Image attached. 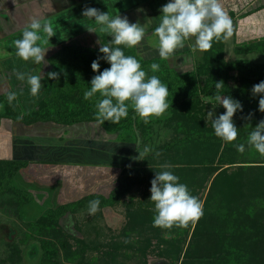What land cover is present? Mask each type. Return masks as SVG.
I'll use <instances>...</instances> for the list:
<instances>
[{
    "label": "trees",
    "instance_id": "obj_1",
    "mask_svg": "<svg viewBox=\"0 0 264 264\" xmlns=\"http://www.w3.org/2000/svg\"><path fill=\"white\" fill-rule=\"evenodd\" d=\"M95 27L96 26H94L93 29H95ZM99 34L102 44L110 43L111 37L108 36V34L103 32H99ZM78 36L79 34L71 36L55 45L56 50L53 55H50L52 56L51 64L53 65L51 72L56 71L63 75H59L58 80L50 79L45 83L46 98L39 103L37 108L32 111H27V108L22 104L21 98H19L18 95L17 99L9 104L7 95L5 94L4 96H0V103L5 102L4 111H0V121L3 118H9L16 123L28 125L50 122L73 125L97 121L95 118L97 111L96 102L101 99V97L99 93H97L92 99L85 100L84 92L90 89L93 76L99 74L98 72H93L91 64L103 54L99 52L100 47L86 45L85 43L75 40ZM260 42L261 41L249 43L237 48L236 52L243 54V56L228 59L224 52L225 41L217 42L213 40L212 48L209 51L203 52L202 56H198L199 51L193 54L194 65L187 70L184 68L178 69L172 67L169 59L162 60L158 54L147 57L144 55L145 52L138 46L128 48L127 46L120 45L119 47L122 48L125 55L136 57L141 63L142 69L146 71L149 77L156 75L163 84L168 86L169 96L167 97V103L170 106L165 113H171V117L174 118L173 120L175 121L190 120V118H193L196 114L204 113L196 112L197 110L202 111L206 107L205 104L201 102L200 96L214 95L216 93L215 82L222 80L225 86L221 89L220 94L225 93L227 96H231L241 102L243 110L237 111L233 118L234 120L241 121L242 135H249L250 132L246 131L247 125L244 123L249 113H252L251 119H256L258 123L264 120V113L248 112L252 106L249 101H252L257 111L259 110L260 95L249 96L243 93V89L244 91L247 90L246 87L252 89L253 85L264 81V63L255 62L251 58L246 57V54H251L252 52H262L264 54V50L259 51L256 49L257 44ZM113 47H115V45H113ZM152 63H158L160 65V70L158 72L153 73L151 71L150 65ZM109 67V63L103 59L100 60L101 72ZM233 71L237 72V74H233ZM199 77H204L202 88H200L198 81ZM47 79L49 78L47 77ZM236 81L239 82V85L233 87L231 83ZM63 85L66 86L65 91H63ZM10 91L15 92L13 88H11ZM18 116H23V118L17 119ZM197 119L198 118H193L195 124ZM149 120L151 122L152 117H150ZM101 125L108 133L117 135L115 141H132L137 143L136 138H134L136 136V129H139L143 136H146L151 131V126H146L131 106H129L127 117L122 118L119 123L105 122ZM129 135L132 137H129ZM178 136L179 135L175 137L174 142L166 144L164 148H161V151L165 158L167 157L168 159L171 149H174V153L171 154L174 156L173 158L179 157L181 161L186 163L185 166H183L184 175H180L179 168L170 169V171L173 174H178L182 180L187 181L191 180L189 178L191 174L190 176L193 178V182H199L197 187H200L202 183H200L201 181L196 179L195 176V172L200 171L198 168L199 166L196 167L191 162L192 159L194 160V156L198 157V153L196 149L194 151V147L189 144V141L181 140ZM134 151H137V147ZM143 161L145 160L141 159V161H138L136 159L134 162L122 165L120 177L117 179V181L119 180V186L111 193L112 195H115L117 192L120 197L137 183H144L146 181L148 173L151 171H149L148 167H145L144 163L146 161ZM28 164L29 161L23 159H0V196L2 197L5 194H10L11 197L8 198V200L16 203L15 208H20L31 200L30 194L14 185L16 173ZM185 167H187V172L185 171ZM246 167L250 168L249 170L254 173L253 177L256 178L253 180L248 174L243 175V171L241 174H238L240 175L238 178L235 176L233 177L235 182L232 187L230 175L225 172H217V167L214 169L207 168L210 175L217 172L211 180L208 191V204L206 206L207 218H203V216L199 219L186 248L185 243L187 236L180 240H169L171 246L173 243V250L169 248V251L165 254L168 256L170 251L174 253L175 255H172L174 257V262L181 259V264H255L256 260L260 258L264 259V212L260 213L258 218L249 219L247 216L245 217L241 211L235 213L234 209V204L239 205V199L243 201V197L244 203H246V205L243 203L244 206L246 208L248 207L247 209H249V211L252 209L255 213L257 203L261 199H264V162L247 165ZM151 169L152 172L160 171L156 168ZM192 171L194 172L192 173ZM185 182L186 181H184V184ZM193 184L195 185L196 183ZM193 184L188 185L189 189H194V192L197 193L196 187ZM99 195L103 196L101 193H93L73 202L71 201L53 206L46 209L44 214L34 221L36 222L35 225L37 226L38 232L44 236H49V238H44L46 241L43 243L46 259L52 261L58 253V240L55 241L54 239L60 237L59 233H61V230L57 232L59 236L56 233H52L51 230L55 227H57L56 230L60 228L56 226L60 218L68 211L75 210L78 206L87 201L86 199L93 197L99 199ZM220 195H222L221 198L219 197ZM227 198L228 205H224L223 202L227 201ZM214 203L224 208V213L220 211L223 214L222 217L218 215L214 217L215 213L212 212L216 211V214H219L220 212L218 210L212 208L208 209V206H212ZM138 212L137 216L141 217V221H144L147 214ZM157 229L160 231V228ZM146 230H148V228ZM151 230L153 231L152 226ZM139 242L140 239L139 241L137 239V241L135 240L133 242L129 236H125L124 243L127 244V246ZM67 244L68 243H66L65 249L67 256H81L82 259L85 258L79 251L72 250L70 247L67 248ZM64 245L63 243V246ZM137 248L140 249L141 246Z\"/></svg>",
    "mask_w": 264,
    "mask_h": 264
},
{
    "label": "rangeland",
    "instance_id": "obj_2",
    "mask_svg": "<svg viewBox=\"0 0 264 264\" xmlns=\"http://www.w3.org/2000/svg\"><path fill=\"white\" fill-rule=\"evenodd\" d=\"M44 6L48 5L45 4ZM59 6L63 7V5ZM251 7L255 8L256 4H252ZM56 9L57 7L55 5H51L49 9L47 8L46 12H43V14L50 11L52 12ZM94 24L95 23L92 25ZM256 27L257 24H255V28ZM96 29L97 33L89 32L87 29L82 31L80 34L78 33L79 36L75 40L85 43L86 45L101 47L99 27ZM150 41H152V45H158L157 37L151 38ZM256 49L259 51L264 50V40H261V42L257 44ZM49 52H51L53 55L55 49L52 47ZM202 55L203 52L199 51L198 56ZM242 56L243 54H239L233 50V43L230 42L227 47L226 57L230 59ZM51 57L52 56H45V60L48 63L42 64V67L39 71L38 69L35 70L34 67L33 71L30 73L33 75L42 73V75L45 77L41 81L43 85H45V83L50 80L47 79V73L51 72L53 68V65L51 64ZM246 57L251 58L255 62L257 61L264 63V54L262 52H252L251 54H246ZM233 74L236 75L237 72L233 71ZM59 75L63 74L59 73ZM198 81L200 88H202L204 84V77H199ZM231 84L233 87H236L239 85V82L236 81L232 82ZM65 87V85L62 86L63 91H65ZM246 89L248 91L245 90V92L243 89V93L252 96L251 89H249V87H246ZM220 95L226 94L221 93ZM44 98H46L45 86L41 88L37 97H31L29 100H26L27 102L24 103L22 101V104L25 106V108H27V111H32L37 108L39 103L42 102ZM201 102L203 101L201 100ZM249 102L252 106L248 112H260L259 110L257 111L256 106L253 105L252 101ZM213 103H215V101H213ZM205 106L206 107L202 111H196L204 112L202 114H196L193 117L194 119H199H197L196 124L193 118H190V120L175 121L173 120L174 118L171 117V113H164L161 117H152V121L146 124V126H151V131L146 136H143L140 130L136 129V136L134 138H136L137 143L135 142V147H132V149L127 151L131 153L134 149L136 150L137 147L136 159L138 161H141V159L146 161H143L145 162L144 165L145 167L149 168V171H151L148 173L146 181L144 183H137L130 190L124 192L120 197L118 196L117 192L115 195L111 194L119 186V180L115 182L108 181L107 185L103 188L104 193L100 192L103 194V196L99 195V210L94 215L89 214L88 207L90 201L97 200L95 197L86 199L87 201L78 207L76 206L77 208L75 210L68 211L65 215H63L56 225L60 228L56 230L57 227H55L51 230L52 233L56 234L58 230H61V233H59L60 237H57L58 239H54L55 241L58 240V253L52 261L45 258V249L43 247V243L46 241L44 238H49V236L40 234L37 230V226L35 225L36 222H34L44 214L45 209L39 211V208H35V206L32 205V211L30 210L29 213L23 212L21 207L15 208L16 203L8 200V198L11 197L10 194H5L2 197L0 196V264H181V259L174 262V257L172 255L175 254L171 253V251L169 252L168 256L165 254L169 251V248L173 250V243L171 246L169 240H180L181 238L184 239L187 236L185 243L186 248L192 237L193 230L195 229L199 220L190 222L186 228H178L174 226L170 230L160 228L159 231L156 227H153V218L156 213L154 210V203L150 200V188L151 180L154 178V174H156V172H152L151 168H156L161 171L162 169L160 166L162 164H169L171 165L170 169L179 168V173H181L180 175L183 176V166L186 164L185 162L181 161L179 157L173 158L174 156L171 154L174 153V149H171L170 157H168V159L167 157L165 158L161 148H164L166 144L174 142L175 137L179 135L178 137L181 140L189 141V144L193 145L194 151L196 149L198 157L194 156V160L192 159L191 162L196 167L199 166L198 168L200 171L195 172V176L196 179L201 181L200 183H202V185H200V187L198 186V188L197 185L199 182H193V178L190 176L191 174L189 175V178L191 179L190 181L182 180L176 173L174 175L179 177L180 183L184 184V181H186L185 185H187L188 189V185L196 183L193 185L196 187L197 193L194 192V189H189V192L191 195L198 197L203 203V218H207L206 206L208 204V191L211 185V180L215 174H217V172H225L230 175L232 187L235 182L233 177L235 176L238 178V176H240L238 174H241L243 171V175L248 174L253 180L256 178L253 177L254 173L249 170L250 168L246 167L247 165L264 162V156L258 153L253 147L248 145L247 138L249 135H242L243 131H241V121L234 120L233 118V122L238 129V137L235 141L225 142L221 138L217 137L215 135L214 129L211 126L212 121L208 119L207 113L210 111L214 112L212 119H216L226 110L220 105H217L214 109L213 105L210 103L205 104ZM244 123L247 125V132H251L258 124L256 119L248 118L244 120ZM47 124V126L42 127L43 129L40 130V128H38L37 130L35 129V131H37L39 134L42 133L41 135L45 137L51 135L49 132H54L53 134L56 136L63 135V140L67 138L68 143L73 144L68 148H65L63 153L57 155V158L60 160L69 162L90 158L94 161H96L97 158L99 160H110L108 157L100 159L99 154L92 151V146H98L102 143H106L107 145L105 146L109 147V150L118 151L115 149V147H117L116 141L113 144H108L111 141H105L115 140L117 135L108 133L97 121L83 122L73 125H63L51 122ZM129 137L132 136L129 135ZM36 138L39 139V136H36L35 139ZM238 144H244L245 150L243 153L237 151L235 145ZM75 145L83 147L82 150L78 148V146L77 148L71 147ZM60 146L66 145L61 144ZM145 149H148V151L145 152ZM35 150H37L36 147H34V151ZM61 150L63 149L61 148ZM16 151H20V148H16L15 155H17ZM37 153L38 152L36 151L34 154ZM157 153H159L158 156L156 155ZM113 158L111 162H113V160L115 162L127 164L129 162L126 157H123L121 160H118L117 157L114 159ZM215 167L218 168L217 172L213 173V175H210L208 169H214ZM30 171L31 173H35V170L33 169ZM185 171H188L187 167H185ZM193 172L194 171H192V173ZM108 173L109 172H107V174ZM110 173L112 174V171H110ZM18 176H20V179H23L24 183H18L16 179ZM30 181L31 179L29 177L27 178L18 172L14 178V185L18 188H20V185H22L20 189L24 191L23 187H25L27 182L30 185ZM28 184L26 186H29ZM100 193L96 192V194ZM73 197L74 196L70 198ZM219 197L221 198L222 195ZM242 199L243 201L239 199V205L234 204L235 213L241 211L245 217L247 216L249 219H254L255 217L258 218L260 216L259 214L264 212V199H261L257 203L255 207V213L252 209L249 211V209H247L248 207L246 208L244 206L246 203H244L245 201L243 197ZM223 204L228 205V198L227 201L223 202ZM46 205V208L52 207L50 203ZM217 206L218 204L214 203L212 206H208V209L212 208L224 213V208L221 205L218 207ZM138 211L140 213L147 214L144 221H141V217L137 216ZM212 213H215L214 217L217 215L222 217L223 215L221 212L216 214V211H213ZM151 226L153 231L151 230ZM147 228L148 230H146ZM127 235L131 240H133V242L135 240L137 241V239L139 241L140 239V244L137 243L127 246V244L124 243L125 236L128 237ZM63 243L65 244L64 246ZM66 243H68L67 248L70 247L72 250L79 251L82 256H85V258L82 259L81 256H67V252L65 250ZM138 246H141V248L138 249ZM255 264H264V259L260 258L256 260Z\"/></svg>",
    "mask_w": 264,
    "mask_h": 264
},
{
    "label": "clouds",
    "instance_id": "obj_3",
    "mask_svg": "<svg viewBox=\"0 0 264 264\" xmlns=\"http://www.w3.org/2000/svg\"><path fill=\"white\" fill-rule=\"evenodd\" d=\"M66 2V0H62ZM159 24L153 31V36L158 38V52L162 60L170 59L176 50L183 49L185 42L195 38L191 44V51L206 52L212 48L213 40L228 41L233 36V21L224 10L220 0H170L160 9ZM82 16L94 20L99 26V31L111 37L110 43L101 44L99 52L103 55L91 64L93 72L98 75L91 79V87L84 92V99L90 100L99 93L101 99L96 102L95 118L98 123H119L126 118L129 106L143 120L150 122V117H161L169 108L167 97L169 88L163 84L158 76H148L142 69L139 60L131 55H125L120 45L133 48L140 44L145 37V27L139 22L130 23L127 16H111L109 12H102L97 8L85 7ZM89 32L96 29L87 28ZM56 32L51 21L32 18L31 22L22 30V38L13 43L15 55L27 62L34 64H47L45 60L48 47L43 44L50 42ZM42 42V43H38ZM115 45V47H113ZM7 57L9 53L0 52ZM110 64L109 68L100 71V60ZM153 73L160 70L158 63L150 65ZM49 79L58 80L59 73L48 72ZM16 78L26 82L30 94L37 97L44 86L41 81L45 78L42 73H16ZM224 82H215L216 93L211 96L201 95L200 99L205 104L222 106L226 111L218 118L212 119L214 112H208L207 117L212 121L215 135L225 142H233L238 137V129L233 122L237 111H242L240 101L231 96L220 95ZM252 95H260L259 111L264 113V81L253 85ZM22 94V93H21ZM7 100L11 104L17 99V92L7 91ZM215 101V103H213ZM130 102V103H126ZM249 113L248 119H251ZM18 116L17 119H22ZM247 143L258 153L264 156V120H261L250 132ZM238 152L243 153L244 144L235 145ZM148 149H145L147 152ZM141 155V153H140ZM157 156L159 153L156 154ZM161 171L156 172L151 180L150 200L154 203L156 215L153 218V227L172 229L188 227L190 222H195L203 216V203L198 197L190 194L187 185L179 182V177L170 170L171 165L162 164ZM100 201L89 202L88 212L94 215L99 210Z\"/></svg>",
    "mask_w": 264,
    "mask_h": 264
},
{
    "label": "crops",
    "instance_id": "obj_4",
    "mask_svg": "<svg viewBox=\"0 0 264 264\" xmlns=\"http://www.w3.org/2000/svg\"><path fill=\"white\" fill-rule=\"evenodd\" d=\"M168 2L170 0H66V2H62V0H0V52L9 53L7 57L0 55V96L5 95L13 88L23 103L33 97L30 94L29 86L26 82L18 80L16 73H31L34 67L39 71L42 65L34 64L31 60L25 62L17 57L13 43L16 39L22 38V30L31 22L32 18L41 21L47 19L53 24L56 35L50 38L49 43L43 44L45 48L48 47L46 52L48 57L51 55L49 50L52 47L56 50L55 45L58 42L80 34L91 26H93L91 28L96 26L95 29L99 27L96 24L92 25L95 23L94 20L90 21L82 16L85 7L97 8L102 12L108 11L113 17L116 15L127 16L130 23L139 22L142 24L146 30L145 37L137 46L145 52V56L150 57L151 54L152 56L159 55L158 45H152L150 40L155 37L152 33L159 24L158 18L162 14L160 9ZM220 2L232 19L234 30L233 36L225 42V54L230 42L233 43V50L236 52V49L243 45L264 40V0H220ZM45 4L48 6H44ZM252 4H256V7L252 8ZM51 5H55L57 9L43 14ZM59 5H63V7ZM255 24H257L256 28ZM194 42L195 38H190L185 42L183 49L175 51L169 59L172 67L185 70L193 67V54L197 52L193 53L190 45ZM4 103H0L1 112L4 111ZM47 125V123L29 125L16 123L9 118H3L0 121V159L29 161V164L19 171L20 174L31 179V184L29 185L27 182L23 187L31 197V200L26 203L27 205L24 204L25 206L21 207L23 212L32 211V205L39 208V211L46 210L51 208H46L48 203L53 207L96 192L104 193L103 188L107 182L117 181L122 171V165L127 164L114 160L111 162L112 158L117 157L118 160H121L126 157L129 160L128 163L134 162L136 159V151L133 150L131 153L127 151L135 147L134 142L116 141L115 149L118 151L109 150V147L105 146L106 143L92 146V151L98 153L100 159L108 157L110 160H99L98 158L96 161L91 158L75 162L60 160L57 155L63 153L65 148L73 144L68 143L67 138L63 140V135L56 136L53 134L54 132H49L51 135L45 137L41 135L42 133L39 134L35 131V129L40 128L41 130L43 126ZM36 136H39V139H35ZM105 141H111L108 144L115 142V140ZM61 144L66 146H60ZM77 146L71 147L77 148ZM17 147L20 148V151H16L18 156L15 155ZM34 147L37 150L34 151ZM78 148L82 150L83 147L78 146ZM36 151L38 153L34 154ZM32 169L35 170V173H31ZM107 172L109 173L107 174ZM16 179L19 184L24 183L20 176ZM27 184L29 186H26ZM21 187L22 185H20ZM72 196L74 197L70 198Z\"/></svg>",
    "mask_w": 264,
    "mask_h": 264
}]
</instances>
